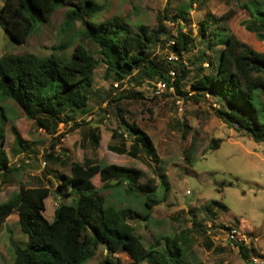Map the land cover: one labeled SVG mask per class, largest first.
<instances>
[{"label": "trees", "instance_id": "1", "mask_svg": "<svg viewBox=\"0 0 264 264\" xmlns=\"http://www.w3.org/2000/svg\"><path fill=\"white\" fill-rule=\"evenodd\" d=\"M193 4L194 0H190L186 6L179 7L173 17L169 16L167 8L166 13L158 18L157 28H151L144 23L134 27L119 17L96 24L90 18L103 11L105 5L95 0L78 3L73 0H5L0 9V24L16 43L28 42L38 27L35 24L50 21L61 7H66L65 23L68 27L80 24L82 38L76 43L71 59L66 62L54 57L39 59L28 54L2 55L0 103L4 104L3 98L11 99L26 117L52 135L58 132L60 125H65L66 132L56 137L60 140L89 124L83 120L74 121L69 126L72 118L67 111L74 112L88 104L94 92L95 71L103 62L106 77L116 81L125 79L135 87L144 85L147 78H156L166 81L178 99L199 103L207 95L213 96L221 105L214 111L219 118L253 141L264 143V52L219 27L222 19L231 16L234 9H229L219 18L209 14L210 21L200 23L201 34H210L206 46L208 50L217 52V57L209 58L207 49L201 51L200 61L208 59L210 69L206 73L202 65L197 68L199 75L192 82L193 93L183 89L191 71L181 67V75L172 79L166 66L172 62L165 63L153 57L152 46L158 43L165 45L172 42L170 49L180 59L185 52L194 48L196 38L185 33L182 25H179L176 35H169L165 23L168 19L187 20ZM242 6L250 15L244 25L255 33L258 41L264 42V0H248ZM212 25L216 27L209 30ZM162 36L165 38L162 39ZM86 42L97 46L101 58L96 57ZM219 44H223L221 50H217ZM128 97L143 98V93L131 88ZM1 115L7 122L5 107L0 104ZM122 121L132 134L131 141L122 131L114 130L111 138L113 141L119 140L121 145L114 143L109 149L133 158L145 151L156 163L160 162L149 136L135 124L123 118ZM87 136L91 146L97 150L101 140L99 128L90 127ZM17 141L18 145L13 149L16 155L27 149L20 135ZM221 142V138L212 139L210 150H218ZM5 144L6 137L2 130L0 175L7 183L24 169V165L11 166ZM55 148L54 143L48 159L54 156ZM158 170H161L160 167ZM144 176V171L136 167L103 163L91 158L83 162L71 161L70 173L60 176L59 189L64 195L73 196V199L59 204L52 221L44 215L45 200L51 194L50 187L22 184L18 191L0 203V215L9 210L18 214L20 228L28 238L26 246H21L11 234L10 243L15 251L13 264H87L96 256L100 246L106 248L107 255L98 264H123L118 258H113L121 252L131 258L126 264H196L189 256L193 244L191 229L161 233L153 243L146 245L136 225L129 221L131 218L150 221L154 207L160 204L152 198L159 187L156 179L144 181ZM158 177L160 182L166 183V174L159 172ZM118 187H123L126 195L146 194L145 211L141 213L137 209L108 204L103 191L114 192ZM193 226L204 230L196 222H193ZM243 248L240 244V252L245 257Z\"/></svg>", "mask_w": 264, "mask_h": 264}, {"label": "rangeland", "instance_id": "2", "mask_svg": "<svg viewBox=\"0 0 264 264\" xmlns=\"http://www.w3.org/2000/svg\"><path fill=\"white\" fill-rule=\"evenodd\" d=\"M5 0H0V9ZM78 3L82 0H73ZM105 5V9L97 12L90 19L100 23L119 17L131 23L134 27L144 23L151 28H157L158 18L166 13L175 16L179 7L186 6L190 0H95ZM248 0H194L193 8L187 20H165L169 35H176L179 25L183 31L196 38L195 46L190 52H185L180 59L171 49L172 42L152 46L153 57L160 61L172 62L166 65L169 71L181 75V67L191 71L184 82L183 89L193 93L192 82L199 75L197 68L201 65L209 71V60L203 62L200 53L207 49L208 57H217V52L208 50L206 44L210 34H201L200 23L209 20V14L223 17L229 9L235 12L223 18L222 29L233 33L242 41L255 49L264 52V42L258 41L254 32L249 31L244 21H249L250 15L242 4ZM66 7H61L48 22L38 21L37 29L24 44L16 43L0 24V57L5 54L20 56L32 55L42 59L54 57L62 62L71 59L76 43L81 40V27H68L65 23ZM247 23V22H246ZM216 26L212 25L209 30ZM136 29V28H135ZM165 36H162L164 39ZM206 41V42H205ZM87 47L101 58L99 49L91 42ZM223 44L217 46L221 50ZM117 81L106 77V66L103 62L95 71L93 94L88 104L67 115L74 121H87L88 125L80 127L65 137L60 138L67 130L60 125L56 134L42 130L35 121L26 117L21 108L11 99L0 103L5 107L8 121L0 116V131L6 137V150L12 167L24 165V169L12 176L10 182L3 181L0 175V203L5 202L20 186L47 185L51 189L50 196L45 200V217L52 221L55 209L62 202H71L73 196L62 194L59 189L61 174L70 173V162L87 158L99 162L114 163L140 168L144 171V181L155 178L159 187L153 199L160 204L154 207L150 221L131 218L137 232L146 245L154 242L161 233H173L191 229L193 244L191 254L201 264H222L218 257L221 242L218 234H225L226 227L246 222L247 227L253 226L257 236L264 240V143H257L245 133L236 130L215 114V109L221 107L218 99L207 95L201 102L178 99L172 90H164L154 94V86L159 82L156 78H147L141 87H135L128 81L127 85L115 87ZM143 93V98H131L129 91ZM1 96V94H0ZM119 97H122L119 99ZM118 101H113V99ZM178 100L179 103H178ZM113 101V102H111ZM122 118L130 124H135L153 142L160 162L156 163L145 151L137 158L111 152L108 144L121 145L119 140H112V132L118 130L128 135L132 134ZM90 127H98L101 134L99 148L94 149L88 139ZM22 137L27 149L21 154H14L18 145L17 136ZM221 138L220 148L210 150L212 139ZM56 144L54 156H47ZM188 156H190L188 158ZM60 157V159H57ZM46 162V164H45ZM160 167L161 170H158ZM159 172L167 176L166 183L160 182ZM59 191V192H57ZM114 192L103 191L107 203L118 204L121 207L145 211L146 194L126 195L123 187ZM219 202V203H216ZM193 222L201 224L204 230L197 229ZM216 225V226H215ZM10 229V230H9ZM11 231L13 233H11ZM11 234L21 245L26 246L27 235L21 230L18 214H12L0 228V264H13L15 251L10 243ZM262 242V241H261ZM252 255V249L249 250ZM232 259L239 254L231 252ZM107 255L106 248L100 246L96 256L87 264H98ZM121 263L131 261L130 256L121 252L113 256Z\"/></svg>", "mask_w": 264, "mask_h": 264}, {"label": "crops", "instance_id": "3", "mask_svg": "<svg viewBox=\"0 0 264 264\" xmlns=\"http://www.w3.org/2000/svg\"><path fill=\"white\" fill-rule=\"evenodd\" d=\"M78 130H80V128ZM110 145L111 144L109 143L108 149ZM109 151L115 152L110 149ZM115 153H118V152H115ZM121 155H126V154H121ZM245 223L246 222L244 223L239 222L238 224L230 226V227L239 229L243 237H245V239L248 238L249 241L244 240V241H240L235 244H232L226 240L225 230H220V231H223L225 234L223 235L218 234L216 237L221 242V246H222L219 248V251L222 252V255L218 257L217 261H219L222 264H262L264 262V240H261V238L257 236V234L255 233L256 230L254 229L253 226L247 227ZM240 244H242L244 247L243 253L244 255H246L245 257L240 252ZM250 249H252V252H253L252 255L249 253ZM231 252H234L235 254H239L238 257L232 259ZM191 253L192 252L190 250V253H189L190 259L196 264H201L200 263L201 261L197 262L196 259L193 258Z\"/></svg>", "mask_w": 264, "mask_h": 264}, {"label": "built area", "instance_id": "4", "mask_svg": "<svg viewBox=\"0 0 264 264\" xmlns=\"http://www.w3.org/2000/svg\"><path fill=\"white\" fill-rule=\"evenodd\" d=\"M170 76L172 79L175 78L176 76V72L175 71H171L170 72ZM123 83V85H127L128 84V81L125 80V79H122L121 81H117L114 85L115 87H121V84ZM173 88L169 87L168 86V83L164 80H160L155 88H154V94L155 95H159L161 94L164 90H172ZM180 100H178V103H179ZM46 164V162H45ZM226 240L229 241L230 243L232 244H235L237 242H240V241H249L248 238L245 239V237H243L242 233L239 231V229L237 228H233V227H229L226 229ZM264 264V262L262 263Z\"/></svg>", "mask_w": 264, "mask_h": 264}, {"label": "water", "instance_id": "5", "mask_svg": "<svg viewBox=\"0 0 264 264\" xmlns=\"http://www.w3.org/2000/svg\"><path fill=\"white\" fill-rule=\"evenodd\" d=\"M59 192V191H57ZM14 213L13 210H9L3 214L0 215V228L2 227V225L4 223H6V221L8 220V218Z\"/></svg>", "mask_w": 264, "mask_h": 264}]
</instances>
